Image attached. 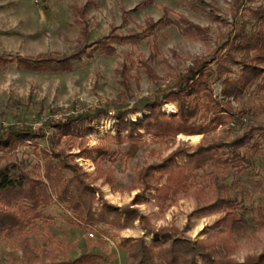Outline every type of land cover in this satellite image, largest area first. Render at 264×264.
Segmentation results:
<instances>
[{
  "label": "rangeland",
  "instance_id": "374dc122",
  "mask_svg": "<svg viewBox=\"0 0 264 264\" xmlns=\"http://www.w3.org/2000/svg\"><path fill=\"white\" fill-rule=\"evenodd\" d=\"M90 1L0 0V129L12 122L37 128L44 120L63 119L72 111L97 106L113 114L158 99L180 80L193 58L202 57L208 60L207 67L214 66L216 59L211 58L224 52V48L220 49L223 41L241 25L245 31L253 28L247 8L264 3L242 0L234 14L231 0ZM71 4L82 9V37L80 26L73 21ZM161 6L170 9L169 18L182 15L204 32L195 35L192 31L182 32L173 24L160 23L150 35L115 44L111 55L98 50L90 57L81 54L64 71L32 72L16 66L15 56L67 53L83 41L89 43L104 35L111 27L122 34L143 32L146 19H159ZM209 82L212 96L228 111L238 113L232 122L217 125L207 133H178L161 141L140 130L139 138L117 142L111 137L114 120L106 119L94 121L92 131L82 138L62 137L55 145L54 151L60 153L66 164L74 165L81 178L97 188L103 200L114 206L135 208L143 218H136L125 227L77 224L72 213L56 200L54 184L43 178L41 151H34L30 145L15 150L11 159L30 174L43 178L51 199L40 207L39 217L23 222L21 229L10 236L0 234V264H22L28 252L35 258L29 264H36L40 258L71 260L83 253L98 256L93 264H131L119 242L121 238L141 236L145 242L151 240L153 235L145 232L143 225L151 229L174 228L190 240L208 241L217 231L212 224L222 212L213 203L215 195L235 199L237 211L249 220L245 209L264 204V89L250 87L233 99L220 95V80L215 75L209 77ZM171 104L175 107L174 102ZM161 106L165 113L176 111L175 107L174 112H166ZM145 113L142 110L128 116L134 121ZM249 128L257 130L253 138L257 146L244 147L247 162L242 168L216 174L208 173V168L197 171L184 190L176 191L163 202L156 199L152 186L161 169L157 165L173 150L189 151L198 144L228 142ZM44 130L46 136L50 135L51 130ZM193 137L196 139L191 140ZM45 144V140L38 141L40 147ZM94 146L106 149L103 156L94 160L85 157L82 150ZM90 153L96 156L95 152ZM182 163L183 157L169 161L172 166ZM63 174L68 177L70 173L65 170ZM164 181L162 174L154 185L160 187ZM60 186L58 183L56 188ZM14 208L21 209L23 204L17 202ZM231 241L234 250L229 256L242 261L244 256L256 255L264 248V230L250 227Z\"/></svg>",
  "mask_w": 264,
  "mask_h": 264
},
{
  "label": "trees",
  "instance_id": "16d2710c",
  "mask_svg": "<svg viewBox=\"0 0 264 264\" xmlns=\"http://www.w3.org/2000/svg\"><path fill=\"white\" fill-rule=\"evenodd\" d=\"M90 2L88 0V3ZM241 2L242 0H231L234 14ZM70 10L74 23L80 26L79 35L82 37L85 31L82 9L71 4ZM170 12L169 8L161 6V15L157 21L146 19L144 29L147 32L122 34L117 32L115 27H111L104 35L89 43L83 41L81 46L67 53H40L34 57L15 56L16 66L18 69L32 72L64 71L70 67V61L79 59L81 54L90 57L98 50L104 55H111L115 52V44L124 40L134 42L137 38L150 35L160 23L173 24L182 32L192 31L195 35L204 32L182 15L169 18ZM247 14L253 21V28L245 31L241 25L229 39L223 41L220 49L224 48V52L217 58H211L216 59L214 66L207 67L208 60L202 57L193 58L180 80L164 91L158 99L139 107L118 110L113 114H109L106 108L97 106L72 111L65 114L63 119L44 120L37 128L12 122L0 129V234L10 236L21 229L23 222L40 216V207L47 205L51 199L43 178L54 184L56 200L72 213L77 224L88 227L105 224L122 228L136 218L143 219L135 208H129L127 205L114 206L103 200L97 188L86 183L77 173L75 166L66 164L60 153L54 151L55 145L62 137L82 138L92 131L91 124L94 121L106 119L114 120V134L111 137L117 142L139 138L140 130L162 141L178 133L189 136L204 134L217 125L232 122L238 112L228 111L212 96L209 77L215 75L220 80L219 92L222 97L236 99L250 87L257 91L264 89V3L255 8H247ZM125 15L124 12L122 21L125 20ZM169 102L175 103L174 114L165 113L160 109L161 104L169 105ZM142 110L146 113L141 118L134 121L129 118V114ZM46 127L51 130L48 136L45 135ZM256 131L249 128L228 142L198 144L189 151L183 148L173 150L157 165L161 169L152 186L156 199L163 202L176 191L184 190L187 187L186 182L193 178L197 171L208 168V173L216 174L226 169L242 168L247 162L243 153L244 147L257 146V142L253 140ZM122 132L124 134L121 136ZM262 133L264 135V130ZM39 140L46 141L44 147L38 146ZM24 145L32 146L34 151H41L43 178L30 174L19 162L11 159L15 150ZM83 151L86 153L85 157L94 160L96 157L101 158L106 149L94 146ZM90 152H95L96 156H92ZM177 157H183L184 163L170 165L169 161ZM65 170L70 173L68 177L63 174ZM162 174H165V181L160 187H156L154 184ZM58 183H61V186L57 189ZM17 202H21L23 208L15 209L14 204ZM213 203L222 212L212 224L217 231L211 234L208 241L190 240L174 228L151 229L143 225L142 229L153 235L151 240L145 242L142 236L126 237L121 238L119 246L125 249L131 264H264V248L256 255L244 256L242 261L229 256L234 250L231 241L234 236L248 232L250 227L264 230V204L246 208L245 211L249 213L247 220L243 217V212L237 211L235 199L215 195ZM97 258L94 254L83 253L71 260L44 261L40 258L36 264H93ZM34 260L28 252L24 255L22 264H29Z\"/></svg>",
  "mask_w": 264,
  "mask_h": 264
},
{
  "label": "bare ground",
  "instance_id": "6f19581e",
  "mask_svg": "<svg viewBox=\"0 0 264 264\" xmlns=\"http://www.w3.org/2000/svg\"><path fill=\"white\" fill-rule=\"evenodd\" d=\"M162 109H163L164 111H166V112H174L175 107H174L173 104H171V105H164V106L162 107ZM194 139H196V138H195V137L191 138V140H194Z\"/></svg>",
  "mask_w": 264,
  "mask_h": 264
}]
</instances>
